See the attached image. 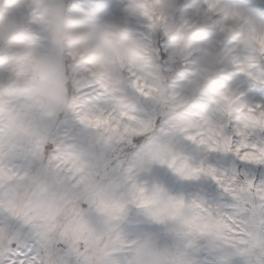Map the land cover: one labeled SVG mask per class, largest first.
<instances>
[{"label": "clouds", "instance_id": "clouds-1", "mask_svg": "<svg viewBox=\"0 0 264 264\" xmlns=\"http://www.w3.org/2000/svg\"><path fill=\"white\" fill-rule=\"evenodd\" d=\"M0 264H264V0H0Z\"/></svg>", "mask_w": 264, "mask_h": 264}]
</instances>
